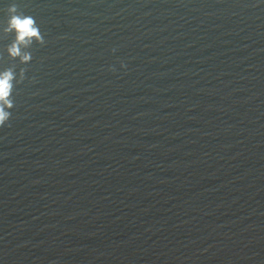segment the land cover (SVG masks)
Segmentation results:
<instances>
[{
	"label": "water",
	"instance_id": "obj_1",
	"mask_svg": "<svg viewBox=\"0 0 264 264\" xmlns=\"http://www.w3.org/2000/svg\"><path fill=\"white\" fill-rule=\"evenodd\" d=\"M9 68L0 264H264V0H0Z\"/></svg>",
	"mask_w": 264,
	"mask_h": 264
},
{
	"label": "clouds",
	"instance_id": "obj_2",
	"mask_svg": "<svg viewBox=\"0 0 264 264\" xmlns=\"http://www.w3.org/2000/svg\"><path fill=\"white\" fill-rule=\"evenodd\" d=\"M8 11L11 13L8 27L5 32H15V40L8 46V54L13 58H19L21 63L27 64L32 60L30 52L23 51L34 41L44 44L45 40L35 18L31 15L18 13L17 6L13 4ZM26 69L20 71V83H23ZM17 75L14 69L9 68L0 72V127H4L12 117V109L15 107L13 100Z\"/></svg>",
	"mask_w": 264,
	"mask_h": 264
}]
</instances>
